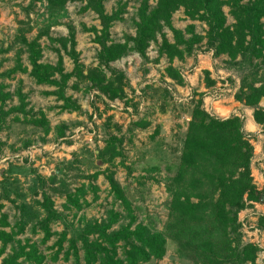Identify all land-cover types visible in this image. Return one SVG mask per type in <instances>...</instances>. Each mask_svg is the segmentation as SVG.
I'll return each instance as SVG.
<instances>
[{
	"label": "trees",
	"instance_id": "obj_1",
	"mask_svg": "<svg viewBox=\"0 0 264 264\" xmlns=\"http://www.w3.org/2000/svg\"><path fill=\"white\" fill-rule=\"evenodd\" d=\"M40 1L30 0L21 9L26 20L19 22L22 27L17 30L14 39L20 51L14 57L13 67L0 73V132L7 127L8 121L30 126L45 136L50 132L44 113L32 115L27 111L28 97L22 93L21 82L13 94L8 92L10 85L4 83L17 74L26 73L21 63L22 53L26 54L30 66L28 75L34 84L54 89L45 95L55 97L56 102L61 103L57 107L59 111L80 115L81 107L66 95L72 79L75 80L71 87L73 90L78 91L79 85L87 83V92L97 90L109 101L125 99L124 104L133 107L125 94V88L131 87L124 73L110 65L129 54H136L147 61L146 51L157 37L161 39L157 49L158 59L165 57L169 62L164 69V76L178 86L184 85V78L171 65L175 59L184 61L192 58L202 44L207 52H211L213 59L227 57L226 67L239 74L234 100L253 110L254 122L264 131V108L259 106L264 98V79L261 81L260 78L264 72V0H253L246 4H243V0H138L139 5L132 21L134 36H124L118 43L112 40L110 30L114 24L124 22L126 4L118 3L117 8L107 14L104 3L109 0H43L51 18L68 4L79 3L83 4L81 13L92 12L99 21L100 29L83 26V31L91 33L94 43L99 47L96 67L85 68L80 63L72 27L67 28L66 38L49 39L50 44L58 45L72 61L70 73L64 71L59 51L55 65L40 62L42 49L39 40L47 36L48 28L40 30L32 40L26 37L31 30L30 15L34 14L36 3ZM224 7L229 9V16L233 19L231 25H227ZM180 9L185 19L200 22L206 27L204 36L195 32L194 25L187 26L184 31L173 27L172 17ZM165 29L171 34L170 42L164 34ZM10 50L0 48V57ZM1 67L2 63L0 70ZM203 75L207 87L215 84L209 80L208 71H203ZM147 90H151V87ZM157 92L163 103L160 111L165 113L170 93L165 89ZM202 96L192 94L188 105L190 120L186 124L178 163L166 168L169 176L164 187L168 195V214L161 232L149 221L138 223L128 195L109 168L104 173L71 175L72 182L84 181L73 190L67 183V173L74 170L72 164L58 168L47 179L34 171L37 184L31 194L39 195V200H33L32 205L22 203L15 206L17 214L14 215L13 224L8 221L6 213H0V258L9 248L1 264H47V261L69 264H148L152 259L165 255L166 240L175 242L177 255L186 261L183 264H257L258 254L263 250L257 245L242 242V223L238 217L248 204L264 203V190H257L253 183L251 169L254 149L249 142L250 135L244 131L243 119H220L207 113L203 109ZM13 98H16L17 104L9 107ZM148 126L149 122L145 118L139 119L128 126L126 133L132 135L134 130ZM66 130V125L56 127V138H64ZM157 133L156 129L154 134ZM124 139L123 135H109L104 140V147L96 149L94 153L99 166L114 167L115 161L119 159L118 164L124 167ZM150 170L156 172L159 168L155 166ZM101 175L107 181L112 197L110 209L99 221H84L81 218L82 227L73 229L56 210L52 195L64 197L65 211L79 213L97 201L99 188L96 180ZM1 194L2 198L10 200L5 187H2ZM89 195L92 196L90 201L87 200ZM10 202L15 204L13 200ZM2 209L0 204V211ZM56 223L63 225L60 233L52 231ZM257 227L264 231V216L258 217ZM69 229H73L71 236L68 235ZM26 233L31 237L41 235L39 243L43 246L55 238L50 247L53 253L46 257L30 239H25L24 243L16 239ZM261 264H264V260Z\"/></svg>",
	"mask_w": 264,
	"mask_h": 264
},
{
	"label": "rangeland",
	"instance_id": "obj_2",
	"mask_svg": "<svg viewBox=\"0 0 264 264\" xmlns=\"http://www.w3.org/2000/svg\"><path fill=\"white\" fill-rule=\"evenodd\" d=\"M30 0H0V48L11 50L0 57L2 67L0 73L13 67L14 57L20 48L15 44V36L20 26L19 22L25 21V14L21 11ZM253 0H243V4ZM126 4L124 22L116 23L110 30L111 38L114 42H121L124 36H134L135 12L138 8V0H109L104 3V10L111 14L117 4ZM152 4V1L150 2ZM83 5V4H82ZM79 3L68 4L65 9L56 15L51 16L46 12L45 1L36 3L34 14L31 13V30L27 33L28 40L34 39L40 30L48 28L47 36L39 40L42 49L41 63L55 65L58 59L57 51L62 57L63 68L66 73H70L73 68L72 61L60 50L58 45H52L49 39L66 38L68 27H72L75 32L76 52L79 60L85 68L97 66V54L99 47L94 43V36L84 32L86 28L99 27L97 16L92 12H80L82 6ZM227 18V25L233 23L229 16V9L223 8ZM172 25L175 29L184 31L189 25L195 26V32L204 36L206 27L200 22H191L184 18L183 10L180 9L172 17ZM166 39L172 41L171 34L164 30ZM161 39L157 37L156 42L151 43L146 51L147 61H143L136 54H129L126 57L112 63L110 66L124 73L130 89L125 88L127 100H131L133 107L126 106L124 100L109 101L97 90L87 92L88 84L79 85V90L71 89L72 79L66 95L76 101L81 107L82 114L61 113L57 108L61 103H57L55 97L47 96L45 93L54 89L48 86H36L29 77L30 66L28 65L26 54L22 53L21 63L26 68V73L17 74L12 79L4 81L10 85L8 92L13 94L21 82L22 93L28 97L29 106L27 111L32 115L39 112L44 113L50 125V132L44 135L40 131L21 124L8 121L7 127L0 132V204L3 209L0 213L8 215V221L13 224L14 215L17 214L15 206L22 203L32 205L33 200H39L40 196L31 194V190L36 186V174L44 179L49 178L58 168H65L72 164L74 170L67 173V183L71 190L77 188L82 180L77 182L71 175L80 173L91 175L99 172L104 173L109 168L115 173V179L120 183L125 193L128 195L138 223L145 224L149 221L158 232L167 219L168 195L165 192V180L169 176L166 168L174 167L178 163L182 143L184 139L186 124L189 118V102L192 94L203 95V109L209 111L213 116L214 107L220 119L239 117L244 120V131L250 135V144L254 149L252 159V177L257 190H264V168L260 160L264 153V131L257 125L252 117L253 110L234 100V94L239 86V74L229 70L225 62L227 57L223 56L213 59L211 52H207L203 44L198 47L192 58L184 61L174 60L171 65L176 68L184 78V85L178 86L164 76V69L169 65L165 57L158 59L157 49ZM158 62L155 64V60ZM262 61L260 60L259 63ZM203 71L209 72V80L215 84L206 86ZM261 73V72H260ZM107 77L108 74H107ZM261 81L264 79V72L261 74ZM258 85H256L257 87ZM151 87V90H147ZM167 90L170 99L167 101L168 107L165 113H161L162 101L158 98L160 93L157 90ZM133 93H132V91ZM214 95H218L213 99ZM197 99V98H195ZM217 103L214 105L213 103ZM17 104L16 98L12 99L9 107ZM260 107L264 108V98ZM225 107V108H224ZM213 108V109H212ZM208 113V112H207ZM145 118L149 126L145 129H136L129 135L126 133L131 123ZM110 119V120H109ZM61 125H66L64 138H56L55 129ZM157 129L158 133L154 132ZM120 132V133H119ZM119 133V134H118ZM109 135H123L125 137L122 151L124 155V167L115 161L114 167L99 166L94 157L96 149L104 147V140ZM65 141L71 142L67 144ZM28 145V147H26ZM157 166L156 172L150 170ZM99 188L98 199L89 208L79 213L75 211H65L63 209L64 197L52 195V200L56 210L62 214L64 220L73 229L82 227L81 218L84 221L101 220L105 217L106 211L110 209L112 197L109 194V186L104 176H99L96 180ZM2 187L9 191V199L2 198ZM91 195L87 197L90 201ZM248 204V203H247ZM261 204H248L249 206L240 213L243 243H253L263 250L258 254L257 264L264 260V231L257 227V219L264 214V206ZM36 209V208H35ZM118 210V209H117ZM63 229L61 223H56L52 227L53 232L60 233ZM73 229H69L68 235L73 234ZM8 232L9 229H6ZM24 243L25 239H30L31 243L38 245V249L49 257L55 238L44 246L39 243L41 235L30 236L28 233L16 238ZM166 253L162 258L152 259L148 264H183L184 259L177 255L175 242L166 240ZM9 253V248L6 254ZM6 254L0 258V264ZM47 264H69L63 261Z\"/></svg>",
	"mask_w": 264,
	"mask_h": 264
},
{
	"label": "crops",
	"instance_id": "obj_3",
	"mask_svg": "<svg viewBox=\"0 0 264 264\" xmlns=\"http://www.w3.org/2000/svg\"><path fill=\"white\" fill-rule=\"evenodd\" d=\"M213 104L216 105L217 103L215 102V103H213ZM224 108H225V107H224ZM212 109H213V108H212ZM215 109H216V108L214 107V112H216V113H214V114H215L216 116H219L218 113H217V111H215ZM206 112L209 113V111H207V110H206ZM209 114H210V113H209ZM3 131H4V130H3ZM3 131H2V132H3ZM251 172H252V169H251ZM253 204H257V203H253ZM258 204H259V203H258ZM261 206H264V203L261 204ZM263 215H264V214H262V216H263ZM239 216H240V214H239ZM239 216H238V217H239ZM239 221H241L240 218H239ZM242 223H243V222H242Z\"/></svg>",
	"mask_w": 264,
	"mask_h": 264
},
{
	"label": "built area",
	"instance_id": "obj_4",
	"mask_svg": "<svg viewBox=\"0 0 264 264\" xmlns=\"http://www.w3.org/2000/svg\"><path fill=\"white\" fill-rule=\"evenodd\" d=\"M218 97V95H214L213 96V99H216ZM263 161H264V153L262 154V159L260 160V162H261V165L263 166ZM264 168V167H263ZM264 216V215H263ZM250 244H253V243H250ZM254 245H256V244H254Z\"/></svg>",
	"mask_w": 264,
	"mask_h": 264
}]
</instances>
